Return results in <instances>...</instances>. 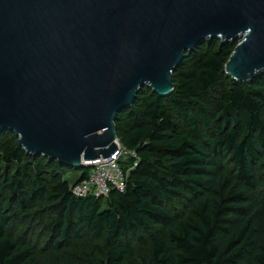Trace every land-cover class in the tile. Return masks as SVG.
Here are the masks:
<instances>
[{
  "label": "trees",
  "instance_id": "1",
  "mask_svg": "<svg viewBox=\"0 0 264 264\" xmlns=\"http://www.w3.org/2000/svg\"><path fill=\"white\" fill-rule=\"evenodd\" d=\"M235 44H201L174 71L171 96L144 88L119 113L126 189L106 199L73 194L90 168L71 185V168L29 156L14 134L0 133L17 139H0V264H68L66 251L87 235L104 241L87 264H264V76H226ZM22 221L42 225L47 248L12 237Z\"/></svg>",
  "mask_w": 264,
  "mask_h": 264
},
{
  "label": "water",
  "instance_id": "2",
  "mask_svg": "<svg viewBox=\"0 0 264 264\" xmlns=\"http://www.w3.org/2000/svg\"><path fill=\"white\" fill-rule=\"evenodd\" d=\"M237 43L225 74L264 76V0H0V133L71 169L120 150L116 121L205 42Z\"/></svg>",
  "mask_w": 264,
  "mask_h": 264
},
{
  "label": "rangeland",
  "instance_id": "3",
  "mask_svg": "<svg viewBox=\"0 0 264 264\" xmlns=\"http://www.w3.org/2000/svg\"><path fill=\"white\" fill-rule=\"evenodd\" d=\"M237 44H235V47ZM216 100L211 98L209 101V110H212ZM1 140L3 141H12L13 143L17 142V139L14 135L1 136ZM119 145L123 148L121 139L118 140ZM127 157V155H125ZM124 156V158H125ZM231 169V165L228 164ZM82 171L78 169H68L65 177L67 180L73 185L79 178L81 177ZM257 193L259 197L264 200V158L261 160L258 167V183H257ZM187 209H193L196 207L197 203L193 199H189L185 202ZM11 235L14 238L21 239L26 236V240L31 242L40 250L43 248H47L48 245V236L42 228V225L22 221L20 223H14L11 226ZM134 245L138 246L137 240H133ZM104 241L98 238H94L91 235H87L80 243H75L71 248L66 251L67 258L69 260L68 264H87L86 258L87 253L90 254L93 252L94 246L103 245ZM56 257L55 255H53ZM44 264V263H43Z\"/></svg>",
  "mask_w": 264,
  "mask_h": 264
},
{
  "label": "built area",
  "instance_id": "4",
  "mask_svg": "<svg viewBox=\"0 0 264 264\" xmlns=\"http://www.w3.org/2000/svg\"><path fill=\"white\" fill-rule=\"evenodd\" d=\"M119 147V152L112 158L88 163L93 166L90 168L91 173L88 179L72 186V192L76 197L92 196L97 199H106L112 191L123 192L126 189V176L120 165V160L129 153L120 145Z\"/></svg>",
  "mask_w": 264,
  "mask_h": 264
}]
</instances>
